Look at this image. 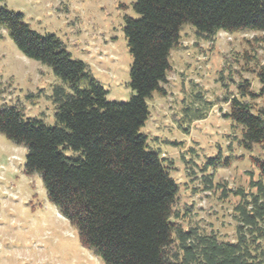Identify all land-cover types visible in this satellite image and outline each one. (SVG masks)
<instances>
[{
  "label": "trees",
  "instance_id": "16d2710c",
  "mask_svg": "<svg viewBox=\"0 0 264 264\" xmlns=\"http://www.w3.org/2000/svg\"><path fill=\"white\" fill-rule=\"evenodd\" d=\"M131 9L135 16L123 17L122 32L133 94L116 103L61 40L1 7L0 27L18 51L61 83L51 95L53 125L4 104L0 135L25 148L23 173L39 176L47 201L103 264H264V157L253 159L257 174L249 173L246 188L228 190L238 200L234 239L223 241L177 223L178 186L140 132L148 101L166 94L170 52L183 27L207 38L220 31L264 32V0H135ZM253 72L259 89L253 91L247 79L236 83L237 93L224 97L228 111L222 115L239 129L245 150L264 149V65Z\"/></svg>",
  "mask_w": 264,
  "mask_h": 264
},
{
  "label": "rangeland",
  "instance_id": "374dc122",
  "mask_svg": "<svg viewBox=\"0 0 264 264\" xmlns=\"http://www.w3.org/2000/svg\"><path fill=\"white\" fill-rule=\"evenodd\" d=\"M134 1L0 0V8L56 36L73 59L87 65L108 101L124 103L133 91L122 25L125 15L135 16ZM169 60L166 94L154 93L148 101L150 114L140 132L178 186L177 223L232 241L238 198L229 191L246 188L250 172L256 177L253 159L263 158L264 149L240 146L239 129L222 116L228 111L224 97L236 94L243 79L259 89L253 71L264 65V32L220 31L207 38L185 26ZM60 83L48 67L23 56L0 27V106H18L26 117L53 125L51 95ZM24 158L23 146L0 135V264H103L47 201L39 176L23 173Z\"/></svg>",
  "mask_w": 264,
  "mask_h": 264
}]
</instances>
